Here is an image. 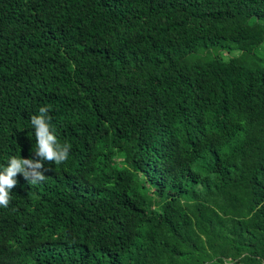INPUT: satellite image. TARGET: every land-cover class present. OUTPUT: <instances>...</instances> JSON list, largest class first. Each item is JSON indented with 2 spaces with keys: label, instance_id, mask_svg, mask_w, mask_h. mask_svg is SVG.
Masks as SVG:
<instances>
[{
  "label": "trees",
  "instance_id": "16d2710c",
  "mask_svg": "<svg viewBox=\"0 0 264 264\" xmlns=\"http://www.w3.org/2000/svg\"><path fill=\"white\" fill-rule=\"evenodd\" d=\"M263 45L264 0H0V170L41 107L71 145L17 175L0 264H264Z\"/></svg>",
  "mask_w": 264,
  "mask_h": 264
},
{
  "label": "clouds",
  "instance_id": "9594fccd",
  "mask_svg": "<svg viewBox=\"0 0 264 264\" xmlns=\"http://www.w3.org/2000/svg\"><path fill=\"white\" fill-rule=\"evenodd\" d=\"M39 113L31 116L36 136L35 156L39 159L13 156L7 166L0 170V207L9 206L10 192L18 183V174H22L30 185H36L46 179V172L51 171L49 167H44V162L60 165L69 157L71 145L58 142L55 132L51 129L52 117L48 114L49 109L41 107Z\"/></svg>",
  "mask_w": 264,
  "mask_h": 264
},
{
  "label": "rangeland",
  "instance_id": "374dc122",
  "mask_svg": "<svg viewBox=\"0 0 264 264\" xmlns=\"http://www.w3.org/2000/svg\"><path fill=\"white\" fill-rule=\"evenodd\" d=\"M257 55H259L260 57L263 56L264 54V45L255 52ZM233 54H238V52H235ZM146 66L141 62L139 64L136 65H132L129 66V68H127L125 70V72L122 74V77L128 76L130 78H133L135 73L141 69H145ZM134 160H128V162H132ZM176 221L179 220H185L190 216H193L194 218H196L197 215H195V213L193 212V207L192 206H186V205H181L178 208H176L175 210L172 211V213L170 214ZM216 233V231L214 232V234ZM229 246H227L226 243L223 242H219V246L217 249V252L211 256L209 258V261H211V259L215 258V256H223L224 258H229L232 257L231 256V250L230 248H228Z\"/></svg>",
  "mask_w": 264,
  "mask_h": 264
}]
</instances>
